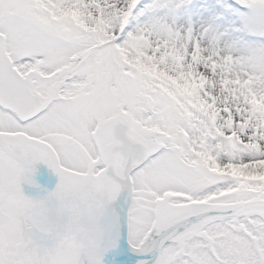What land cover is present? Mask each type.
Listing matches in <instances>:
<instances>
[{
  "label": "snow or ice",
  "instance_id": "6c2138e0",
  "mask_svg": "<svg viewBox=\"0 0 264 264\" xmlns=\"http://www.w3.org/2000/svg\"><path fill=\"white\" fill-rule=\"evenodd\" d=\"M196 3L0 0V264H264V0Z\"/></svg>",
  "mask_w": 264,
  "mask_h": 264
},
{
  "label": "rangeland",
  "instance_id": "374dc122",
  "mask_svg": "<svg viewBox=\"0 0 264 264\" xmlns=\"http://www.w3.org/2000/svg\"><path fill=\"white\" fill-rule=\"evenodd\" d=\"M226 2L227 3H233L234 0H226ZM205 3H206V0H197L196 5L194 6V12H196V13H202L203 12V9H202L201 5H203ZM40 166L42 168H46V169L48 168L47 165H44V164H40ZM30 186L31 185L28 184V183H25V184L22 185V187H23L26 195L35 196L34 195V192L30 189Z\"/></svg>",
  "mask_w": 264,
  "mask_h": 264
},
{
  "label": "flooded vegetation",
  "instance_id": "af4514ba",
  "mask_svg": "<svg viewBox=\"0 0 264 264\" xmlns=\"http://www.w3.org/2000/svg\"><path fill=\"white\" fill-rule=\"evenodd\" d=\"M37 167H41V166L40 165H37ZM44 169H46V168H44ZM47 170L51 171L49 168H47ZM54 178L56 179L57 184H58L59 183V177L57 175H55Z\"/></svg>",
  "mask_w": 264,
  "mask_h": 264
},
{
  "label": "water",
  "instance_id": "95a60500",
  "mask_svg": "<svg viewBox=\"0 0 264 264\" xmlns=\"http://www.w3.org/2000/svg\"><path fill=\"white\" fill-rule=\"evenodd\" d=\"M134 255V254H133Z\"/></svg>",
  "mask_w": 264,
  "mask_h": 264
}]
</instances>
